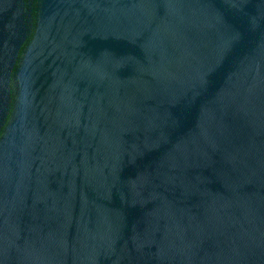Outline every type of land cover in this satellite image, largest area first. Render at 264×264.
<instances>
[{
	"label": "water",
	"instance_id": "water-1",
	"mask_svg": "<svg viewBox=\"0 0 264 264\" xmlns=\"http://www.w3.org/2000/svg\"><path fill=\"white\" fill-rule=\"evenodd\" d=\"M0 264H264V0H0Z\"/></svg>",
	"mask_w": 264,
	"mask_h": 264
}]
</instances>
